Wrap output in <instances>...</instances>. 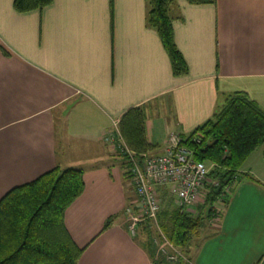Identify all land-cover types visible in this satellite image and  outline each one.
Returning a JSON list of instances; mask_svg holds the SVG:
<instances>
[{"label":"crops","instance_id":"1","mask_svg":"<svg viewBox=\"0 0 264 264\" xmlns=\"http://www.w3.org/2000/svg\"><path fill=\"white\" fill-rule=\"evenodd\" d=\"M13 1L0 0V198L52 168H80L83 190L64 213L84 247L76 264H152L127 228L124 160L102 136L143 106L157 154L236 92L264 110V0H172L182 74L148 24L147 0H52L27 12ZM238 176L186 264H264V142Z\"/></svg>","mask_w":264,"mask_h":264},{"label":"trees","instance_id":"2","mask_svg":"<svg viewBox=\"0 0 264 264\" xmlns=\"http://www.w3.org/2000/svg\"><path fill=\"white\" fill-rule=\"evenodd\" d=\"M207 2L213 0H195ZM52 0H14L18 12L42 9ZM148 24L158 32L174 74L187 71L186 62L174 41L169 6L172 0H147ZM146 115L143 106L129 108L120 118L119 129L128 146L137 153L151 150L146 137ZM194 157L212 164L209 177L218 184L208 185L205 199L193 211L175 207L167 188H159L161 211L158 223L164 236L184 253L189 252L193 238L214 217V203L223 187L232 183L250 153L264 142V110L245 92L230 96L224 106L186 136ZM198 138L199 142L193 141ZM123 158V157H122ZM124 167L125 162L123 163ZM126 169V168H125ZM126 176H129L125 170ZM237 179L232 188L237 184ZM84 187L82 170L52 168L34 180L15 186L0 198V264H76L84 247L70 235L65 222L66 208ZM222 204L227 202L223 197ZM210 207L205 210V204ZM219 219V218H218ZM112 218H108L104 227ZM145 247H151L152 264H172L155 254L152 242L155 231L149 223L141 225ZM213 230V229H212ZM210 232L204 234L202 238ZM201 238V239H202ZM203 240V239H202ZM176 264H184L179 257Z\"/></svg>","mask_w":264,"mask_h":264},{"label":"built area","instance_id":"3","mask_svg":"<svg viewBox=\"0 0 264 264\" xmlns=\"http://www.w3.org/2000/svg\"><path fill=\"white\" fill-rule=\"evenodd\" d=\"M186 138L177 132H170L162 152L148 154L137 153L128 146L120 132L119 122L114 121L113 128L102 136L104 142L123 157L131 179L134 197L124 208L128 231L135 236L142 224L149 223L156 233L152 242L158 255L171 260L182 255L179 252L169 254L167 251V246L171 248L174 245L159 227V188H167L174 206L189 212L195 204L204 200L209 184H218L217 180H210L211 165L194 157L193 149L185 142ZM193 141L199 142V139L194 138ZM238 175H234L233 182L238 179ZM231 188V183L223 187L219 202L230 193Z\"/></svg>","mask_w":264,"mask_h":264},{"label":"rangeland","instance_id":"4","mask_svg":"<svg viewBox=\"0 0 264 264\" xmlns=\"http://www.w3.org/2000/svg\"><path fill=\"white\" fill-rule=\"evenodd\" d=\"M116 153V152H115ZM207 165H211V167L213 166L212 164H207ZM238 180V179H237ZM239 181V180H238ZM238 181H237V183H238ZM235 182V181H234ZM234 182H232L231 183V186H232V184L234 183ZM234 188V187H233ZM231 192H232V188H231V191H230V193L228 194V195H226V197L228 198L229 197V195L231 194ZM205 199V198H204ZM199 204H201V202H199V203H197V204H195L194 206H193V208L194 209H196L197 208V206L199 205ZM214 205H215V208H216V211L215 212H221V205H223L222 204V202L220 201L219 202V200H217L215 203H214ZM210 207V203H206L205 204V210H207L208 208ZM194 209L192 210L193 212H194ZM218 218L219 217H214V219H211L210 221H208L207 223H206V225H205V227L204 228H202L200 231H199V233H198V236H195L194 238H193V241H192V244H191V246H190V248H189V252H187V253H184L180 248H178L177 246H175L174 245V247H171L170 248V246H167L166 248H167V251H168V253L170 254V252H175V253H177V252H179V253H181V255L182 256H180V258L182 259V261L184 262V264H186L187 262H188V260H189V258H190V256H192L193 254L192 253H194L195 251H196V249H197V247H198V245L201 243V241H202V236L204 235V234H206V233H208V232H210V231H212V229H215L217 226V222H218ZM142 230H141V226L138 228V230H137V233H136V238H138V239H140V238H143L144 239V236H142ZM156 233H153V236L155 235ZM153 236H152V239H153ZM202 238V239H201ZM166 261H168V262H173L172 264H176V262H177V260L179 259V257H176V258H174L173 260H171V259H169V258H164Z\"/></svg>","mask_w":264,"mask_h":264}]
</instances>
